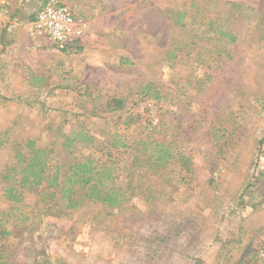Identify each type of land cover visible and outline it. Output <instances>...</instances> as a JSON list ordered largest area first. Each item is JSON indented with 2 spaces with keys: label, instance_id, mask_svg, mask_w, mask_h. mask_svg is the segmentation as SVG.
<instances>
[{
  "label": "rangeland",
  "instance_id": "374dc122",
  "mask_svg": "<svg viewBox=\"0 0 264 264\" xmlns=\"http://www.w3.org/2000/svg\"><path fill=\"white\" fill-rule=\"evenodd\" d=\"M59 1L87 25L75 47L60 50L35 39L28 24L14 30L10 9L0 28V181L30 140L53 151L66 135L94 134L100 152L83 147L82 136L73 144L76 155L62 159L69 163L85 151L103 157L115 136L140 148L158 140L167 158L139 177L143 189L151 183L160 192L159 228L175 223L172 244L159 247L153 220L137 230L115 215L100 228L82 217L101 211L100 204L69 214L60 206L40 211L31 196L18 204L28 219L0 228V264H241L242 257L260 264L264 0H225L229 9L257 11L244 14L251 30L245 45L228 48L216 37L162 61L147 54L166 56L163 13L190 0ZM257 22L261 32L254 34ZM4 187L0 212L14 208ZM131 203L147 207L139 197Z\"/></svg>",
  "mask_w": 264,
  "mask_h": 264
},
{
  "label": "trees",
  "instance_id": "16d2710c",
  "mask_svg": "<svg viewBox=\"0 0 264 264\" xmlns=\"http://www.w3.org/2000/svg\"><path fill=\"white\" fill-rule=\"evenodd\" d=\"M245 13L257 15L256 10L244 8L240 4L229 9L225 0L187 1L180 10L163 13V41H167L163 45L166 56L164 58L154 54L147 56L156 59L155 61L166 58L177 60V52L182 46L210 41L216 37L224 41L228 48L232 44L245 45L247 33L251 31L246 25ZM260 28L257 22L253 25L252 32L259 33ZM189 34L195 38H191ZM203 50L208 51L204 47ZM82 136L83 147L95 148L100 152V147L95 144L97 140L94 134L87 132L86 135L79 132L76 137L66 135L61 146L53 151L36 147L34 140L28 142L27 151L18 154L16 162L11 167H7L6 172L2 174L0 183L5 184V196L14 204V208L0 212V228L13 219L27 220L26 213L22 212L18 204L24 201L29 203L30 197L34 196L40 211H49L55 206H60L69 214L78 211L88 202L100 204L103 206L101 211H89L82 216L83 220L90 222L91 225H99L100 228L106 227L115 215L125 218L131 229L138 226L137 230L153 220L156 223L155 228L153 225L150 227L153 229V235L159 237L156 240L160 244L159 247L164 245L168 247L172 244L170 235L175 229V223L169 224L170 228L164 231H160L159 228L165 215L160 192L151 183L143 189L142 179L139 177L143 171L145 175L147 170L160 168L167 158V151L159 141L145 143L140 148V144L137 146L135 143L127 144L122 142L119 136H115L113 144L102 148V150L108 149L103 154L105 158L93 157L91 153L87 154L88 151H85V156L80 155V158L72 163L62 160L66 155H76L73 151L76 147L73 144L82 139ZM111 149L129 158L115 157ZM129 161L130 165L127 164ZM124 172L125 181L118 182ZM134 197L141 198L147 207L134 208L131 203ZM96 226H92L93 229H97ZM4 231L6 230H1ZM241 264H259V262L242 257ZM260 264H264V260Z\"/></svg>",
  "mask_w": 264,
  "mask_h": 264
},
{
  "label": "built area",
  "instance_id": "2783aa9c",
  "mask_svg": "<svg viewBox=\"0 0 264 264\" xmlns=\"http://www.w3.org/2000/svg\"><path fill=\"white\" fill-rule=\"evenodd\" d=\"M0 28L8 15L9 3L1 0ZM87 25L78 21L72 10L59 0H46L29 25L31 37L48 39L60 50L75 47L86 30Z\"/></svg>",
  "mask_w": 264,
  "mask_h": 264
},
{
  "label": "crops",
  "instance_id": "0c3cea01",
  "mask_svg": "<svg viewBox=\"0 0 264 264\" xmlns=\"http://www.w3.org/2000/svg\"><path fill=\"white\" fill-rule=\"evenodd\" d=\"M10 9V25L14 30L19 29L23 24H28L35 19L45 0H7ZM102 0H95L99 3ZM27 22V23H26ZM13 23V24H12Z\"/></svg>",
  "mask_w": 264,
  "mask_h": 264
}]
</instances>
